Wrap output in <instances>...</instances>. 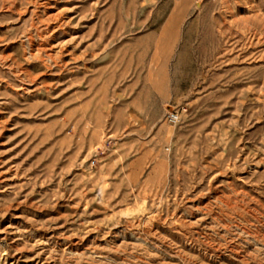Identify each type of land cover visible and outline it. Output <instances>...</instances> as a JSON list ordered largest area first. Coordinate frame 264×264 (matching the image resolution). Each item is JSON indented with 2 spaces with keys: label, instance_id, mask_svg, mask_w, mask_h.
Wrapping results in <instances>:
<instances>
[{
  "label": "rangeland",
  "instance_id": "1",
  "mask_svg": "<svg viewBox=\"0 0 264 264\" xmlns=\"http://www.w3.org/2000/svg\"><path fill=\"white\" fill-rule=\"evenodd\" d=\"M0 264H264V0H0Z\"/></svg>",
  "mask_w": 264,
  "mask_h": 264
},
{
  "label": "built area",
  "instance_id": "2",
  "mask_svg": "<svg viewBox=\"0 0 264 264\" xmlns=\"http://www.w3.org/2000/svg\"><path fill=\"white\" fill-rule=\"evenodd\" d=\"M184 109L182 107L172 108L166 113V120L170 124H175L179 121L181 112Z\"/></svg>",
  "mask_w": 264,
  "mask_h": 264
}]
</instances>
